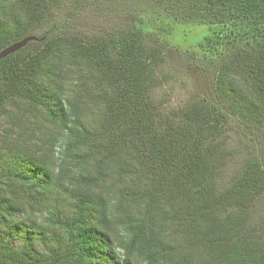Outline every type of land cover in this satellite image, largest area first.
<instances>
[{"label":"trees","instance_id":"16d2710c","mask_svg":"<svg viewBox=\"0 0 264 264\" xmlns=\"http://www.w3.org/2000/svg\"><path fill=\"white\" fill-rule=\"evenodd\" d=\"M152 22L205 26L200 55ZM26 36L0 60V264H264V0H0V50ZM165 64L204 89L164 108Z\"/></svg>","mask_w":264,"mask_h":264},{"label":"rangeland","instance_id":"374dc122","mask_svg":"<svg viewBox=\"0 0 264 264\" xmlns=\"http://www.w3.org/2000/svg\"><path fill=\"white\" fill-rule=\"evenodd\" d=\"M93 26L95 24L89 23L87 27H84V34L89 35L91 31L100 30L98 25ZM151 27L154 36L163 40L166 46L168 44L167 51L170 50L182 54L190 50V52L195 51L196 55H200L196 51V45L207 32L205 26L192 24L169 25L166 23L158 24V22H152ZM163 67L166 73L161 77L162 86L156 90V97L164 108L169 109L176 105L178 106L188 99L195 97L198 91L204 89L207 78L200 73V70H193L188 67L177 69L172 64H165ZM230 135L232 139L237 140L235 139L238 135L236 132L231 131ZM240 144L243 147L245 145L244 141H240ZM229 169L231 170L232 167Z\"/></svg>","mask_w":264,"mask_h":264},{"label":"water","instance_id":"95a60500","mask_svg":"<svg viewBox=\"0 0 264 264\" xmlns=\"http://www.w3.org/2000/svg\"><path fill=\"white\" fill-rule=\"evenodd\" d=\"M31 40H38V37L37 36H26L22 40L15 42V43H12L9 46L3 48L2 50H0V60L4 57L8 56L9 54H12V53L18 51L19 49L24 47Z\"/></svg>","mask_w":264,"mask_h":264}]
</instances>
